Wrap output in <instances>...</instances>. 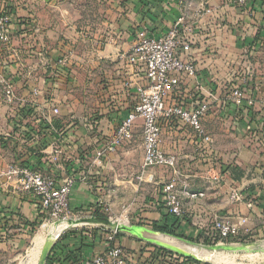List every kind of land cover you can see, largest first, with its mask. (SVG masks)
<instances>
[{
    "label": "crops",
    "instance_id": "1",
    "mask_svg": "<svg viewBox=\"0 0 264 264\" xmlns=\"http://www.w3.org/2000/svg\"><path fill=\"white\" fill-rule=\"evenodd\" d=\"M95 1L102 4L100 20L108 29L107 34H88V27L76 22L75 0H0V14H12L9 42H0V77L13 85L16 97L8 104L0 84V237L6 242L11 240L14 225L39 218L44 211L36 196L2 176L9 163L38 169L59 181L67 175V167L73 169L77 180L70 194V209L95 203L98 197L93 191L98 189L97 185L100 189L104 185L116 191L126 185L138 186L142 157L139 162L130 160L132 140L103 160L95 159L92 154L97 140L110 135L126 116L136 100V85L143 83L142 73L118 57L130 50L138 30L160 37L177 22L190 28L193 44L189 57L197 65L203 89L193 88L194 83L182 85L185 95L182 101L188 106L208 91L217 95V101L203 120L212 142L217 139L216 132L225 112L233 118L235 131H243L244 135L239 134L241 139L248 132L260 142L264 140V0H249L243 6L231 0H191L185 11L179 0ZM207 8L210 12L205 11ZM64 13H68L67 18H63ZM76 30L80 32L74 34ZM64 56L68 60L60 64ZM246 67L252 69V77L244 84L245 96L253 99V105L243 100L237 107L224 101L226 88L240 84ZM53 107H58L59 114L52 113ZM44 126H48L47 133ZM56 132L62 134L60 153H54L50 145L44 147L46 142H52ZM184 142L193 144L184 128L163 127L161 145L165 152L176 154L178 159L197 155L205 163L194 174H185L178 186L171 170L167 180H174L179 190L182 186L187 190H202L205 197L197 200L182 197L184 215L176 221L162 208L160 190L157 197L145 204L142 223L137 224L148 229L146 226L152 222L159 225L167 222L176 233L200 238L210 232L214 215H226L239 225V234L245 236V241L252 240L242 244L260 246L257 241L264 238V189L260 185L264 162L252 169L250 160L242 157V161L235 162L243 168L246 178L234 179L224 167L220 170L226 178L225 184L210 183L200 173L205 174L218 161L217 146L211 143L206 149H197L196 154L192 150L182 151ZM243 154L249 159L254 157L244 151ZM79 176L87 180L78 179ZM196 176L200 177L198 181L192 178ZM113 178L115 184L111 182ZM233 181L245 184L242 202L228 201V184ZM111 229L115 228L104 225V228L63 231L59 234L63 244L58 247L66 245L64 251L75 250L74 255L83 258L74 263L79 264L109 246H122L131 252L143 244L139 239L146 240L117 229L113 240H109ZM147 232L148 237L154 233L151 229Z\"/></svg>",
    "mask_w": 264,
    "mask_h": 264
},
{
    "label": "built area",
    "instance_id": "2",
    "mask_svg": "<svg viewBox=\"0 0 264 264\" xmlns=\"http://www.w3.org/2000/svg\"><path fill=\"white\" fill-rule=\"evenodd\" d=\"M231 1L235 5L243 6L249 0ZM179 3L184 11L191 6V0H179ZM205 11L210 12V9L207 8ZM11 24L10 12L0 14V42H9ZM189 31L190 28L182 27L181 22L175 23L160 37L152 36L141 29L137 31L130 50L119 54L120 59H124L129 66L142 73L144 80L143 83L136 85V100L126 116L114 127L110 135H103L97 140L96 147L92 151L95 159L103 160L109 154L116 152L124 143L130 142L134 135V128L138 125L141 126L143 146L138 180H141L142 174L149 168H164L171 170L173 174L179 172L177 155L162 149V129L166 125L184 128L198 150L206 149L211 145L212 139L203 126V120L217 101V95L208 91L196 103L188 106L182 101L185 96L182 85L194 83L193 88L203 89L197 76V65L189 57L193 44ZM66 62V56L59 60L60 64ZM251 77L252 69L246 67L244 75L240 78V84L226 88L224 101H230L237 107L242 105L243 100L247 101V105H253V99L245 96L244 88V84L249 82ZM0 84L4 100L12 104L16 99L13 85L3 76L0 77ZM52 113L59 114L58 107H53ZM43 129L46 133L48 132L47 129ZM55 134L52 142L48 141L47 145L52 146L54 153H60L63 143H61L62 134L60 132ZM220 169H222L221 165L216 162L205 171L208 182L225 184L226 178ZM66 173L67 175L59 181L38 169L17 162L7 164L1 172L6 180L16 181L21 190L36 196L43 210L51 211L53 214L70 209V194L77 176L69 167L66 168ZM80 179L87 180L85 176ZM260 185L264 189V170L261 172ZM161 195L165 209L177 217H182L184 215L182 197L197 200L204 198L205 192L187 190L185 186L179 190L175 181L171 179L162 184ZM227 197L230 203L242 202L245 199L243 184L239 181L228 184ZM110 232L108 239L113 240L115 229H111ZM209 234L219 239L235 238L239 234V225L226 215L216 214L213 216ZM131 257V252L122 246L112 245L103 252L94 254L86 263L79 264H138L129 262ZM172 262L182 264L174 255H172Z\"/></svg>",
    "mask_w": 264,
    "mask_h": 264
},
{
    "label": "rangeland",
    "instance_id": "3",
    "mask_svg": "<svg viewBox=\"0 0 264 264\" xmlns=\"http://www.w3.org/2000/svg\"><path fill=\"white\" fill-rule=\"evenodd\" d=\"M101 5L102 4L100 2L95 0H75V13L73 18H75L77 23L88 27L86 29L88 34H107L109 32L108 29L106 30L105 25L101 24L100 15L103 8ZM67 14L68 13H64L63 18H67ZM79 32V30H76L74 34ZM226 113L227 112H225V114L221 117L222 120L219 125L220 128L216 132L217 139L213 140L212 144L216 145L218 148L219 153L217 162L221 165V168H227L230 173H234L232 178L240 180L241 178L243 179L246 177L244 176L243 168L239 165V163H236L235 160L242 161V157L246 158L245 161L250 160L251 163L249 164H251L250 167L252 169L256 167L260 161L264 162V157H261V154H264V140H261L260 142L258 139H255L252 133L249 134L248 132H244L245 137L242 136L243 139H241L239 134L241 135L243 131L240 130V133L235 131V128H233L234 120L233 118H230V116H227ZM134 130L132 141L129 143V149L133 156V159L130 160L133 162H139L143 153L141 126L138 125L134 128ZM262 136L264 139V131ZM181 150L184 152L187 150H192L195 153L198 152L195 145L189 143L187 144V142L181 144ZM243 151L246 152L248 156L254 155L253 159H249L247 155L245 156ZM234 153H238L239 156L234 155ZM204 163V160L197 155L195 158L178 159V166L180 170L172 176L175 179L177 186L182 183L185 178V174L197 172L200 165H203ZM170 172V170L164 168H149L142 174L141 180L137 179L139 182L138 186L126 185L119 191L110 190L109 186H106L105 188L104 185H102L103 188H101V190L97 185L98 189L93 191V193L98 197L95 203H89L86 206H81L77 209L67 208L57 214L44 210L42 214L39 215V218L22 221L19 226L14 225L10 234V241L6 242V240L0 237V264H21L22 259L27 257L31 252L30 250H32L35 246V238H37V235H40V237L45 239L48 232L56 229V227L58 228L59 225H62L63 223L68 225L62 227L59 230V234L63 231L72 230L73 228L92 229L97 226L104 228V225L97 223H75V220H84L95 217L109 218L112 221L129 225H138L137 222L141 224L145 204H147L148 200H153V198L157 197L162 184L167 181ZM200 176H203V180H207L206 174L200 173ZM192 178H195V180L198 181L200 177L196 176ZM197 181L195 182L197 183ZM111 182L115 184L114 178ZM207 184L209 185V183ZM133 222L135 223L133 224ZM146 227L152 230L150 224ZM160 234L164 235L165 238L177 241L182 245H188V242L172 235L163 233ZM144 235L145 238L148 237L146 233H144ZM244 238L245 236H240V234H238L235 238L228 239H219L210 236V234H203L193 243L195 244V248L200 250L199 254L202 260L207 264H215L213 262L215 256L229 258L236 264H242L243 262L247 264H264V238L257 241L261 243L260 246L251 247L248 250L227 251L223 248H219L215 250L217 252L213 253L212 248L214 245H238L247 243V241H252L250 239L245 241ZM172 254L176 256L178 261L186 264H191L192 259H194L176 252H173ZM206 256L210 257L211 260H208Z\"/></svg>",
    "mask_w": 264,
    "mask_h": 264
},
{
    "label": "trees",
    "instance_id": "4",
    "mask_svg": "<svg viewBox=\"0 0 264 264\" xmlns=\"http://www.w3.org/2000/svg\"><path fill=\"white\" fill-rule=\"evenodd\" d=\"M43 128L47 129L48 126H44ZM46 144L47 142L44 145L46 146ZM230 175L234 176V173L231 172ZM162 208H165L164 205H162ZM166 213L168 215L175 217L176 221H179L181 219L180 217H177L169 213L167 210H166ZM150 226L152 227L153 231L163 233V234H169L181 240L190 241L192 243L198 239V238H191V237L185 236L184 234L176 233L174 229L169 228V225L167 222H165L164 225L162 224L159 225L156 222H152ZM173 226L174 224H172V227ZM139 240L143 241V244L140 246L139 249H136V250L132 249L131 251L132 257L130 258L131 260H129V262H135L138 264H174L172 262L173 252L171 250L164 248L160 245L148 242L146 240H141V239ZM62 242H63L62 237L60 235L57 242H55V244L53 245L45 264H74L77 261V259H80V258L83 259L80 255L78 256L74 255L75 250L68 249L67 251H64V246L66 245L58 247L60 243L61 245L63 244ZM193 263L194 264H207L206 262L197 260V259H192V264ZM182 264H186V263H182Z\"/></svg>",
    "mask_w": 264,
    "mask_h": 264
},
{
    "label": "bare ground",
    "instance_id": "5",
    "mask_svg": "<svg viewBox=\"0 0 264 264\" xmlns=\"http://www.w3.org/2000/svg\"><path fill=\"white\" fill-rule=\"evenodd\" d=\"M76 223V222H75ZM61 224V223H59ZM68 224H62L59 225V227L54 230H51L48 232V235L44 239L43 237H40V235H37L35 238L36 239V244L30 250V254L22 259L21 264H42L43 262V257L47 249L53 244V242L57 239L59 235V230L66 226ZM119 225L123 228L122 230L125 232H132L135 235H140L141 237L145 236L143 233H148L149 229L146 228H135L133 225L125 224V223H119ZM58 226V225H57ZM53 228V227H52ZM151 235L149 237H146L145 239L149 242H152L154 244H158L160 246H164L165 248L172 250L173 252H178L181 255H186L189 257H200L199 251L197 248H195L194 244H188V245H182L178 243L177 241H173L169 238H165L164 235L155 232L150 233ZM45 236V235H43ZM221 248H224V250L230 251V250H248L250 249L251 246L247 244H240V245H232V244H219L218 245ZM217 252L213 249V253ZM205 256V255H204ZM204 258V257H203ZM208 260H211L210 257L206 256ZM196 259V258H195ZM254 261V260H253ZM213 262L215 264H236L234 263L231 259L223 257V256H215L213 259ZM242 264H247V263H242Z\"/></svg>",
    "mask_w": 264,
    "mask_h": 264
},
{
    "label": "water",
    "instance_id": "6",
    "mask_svg": "<svg viewBox=\"0 0 264 264\" xmlns=\"http://www.w3.org/2000/svg\"><path fill=\"white\" fill-rule=\"evenodd\" d=\"M245 184H243V187H244ZM91 222V223H97V224H102V225H107L109 227H112V228H115L117 230H120V231H123L122 227L119 225V222H116V221H112L110 220L109 218H104V217H95V218H87V219H84V220H75V222ZM135 226V228H143L142 226L140 225H133ZM131 234H134L132 232H130ZM55 242V241H54ZM53 242V244H54ZM53 244H51V246L47 249V251L45 252L44 254V257H43V262L42 264H45L46 260H47V257H48V254L53 246ZM158 245V244H157ZM164 247V246H162ZM165 248V247H164ZM220 247L218 245H214L212 249L214 250H217L219 249ZM224 249V248H223ZM172 251V250H171ZM178 253V252H177ZM186 256V255H185ZM189 257V256H187ZM192 258V257H191ZM195 259V258H194Z\"/></svg>",
    "mask_w": 264,
    "mask_h": 264
}]
</instances>
